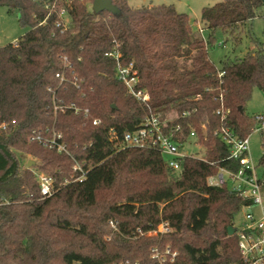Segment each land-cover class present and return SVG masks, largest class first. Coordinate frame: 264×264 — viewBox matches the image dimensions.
Masks as SVG:
<instances>
[{"label":"trees","instance_id":"trees-1","mask_svg":"<svg viewBox=\"0 0 264 264\" xmlns=\"http://www.w3.org/2000/svg\"><path fill=\"white\" fill-rule=\"evenodd\" d=\"M112 1L120 14L94 12L93 0H0L27 28L0 45V264H161L153 248L178 252L174 264H246L228 228L238 229L235 217L252 201L208 178L240 168L223 128L245 138L263 123L246 107L264 90V43L253 38L255 50L222 67L209 49L218 29L239 38L263 0L205 7L208 41L173 5ZM118 63L133 66L149 101L129 93ZM150 114L174 118L181 145L195 132L202 158H184L177 173L156 148L121 147ZM34 131L61 133L69 154L30 140ZM73 157L86 162L82 181L73 180ZM40 173L54 178L51 196L40 191ZM163 221L170 232L144 234Z\"/></svg>","mask_w":264,"mask_h":264},{"label":"built area","instance_id":"built-area-1","mask_svg":"<svg viewBox=\"0 0 264 264\" xmlns=\"http://www.w3.org/2000/svg\"><path fill=\"white\" fill-rule=\"evenodd\" d=\"M61 16V24L68 26L70 18L65 9L61 11ZM115 56L118 58L119 54ZM57 77L64 80L62 74H57ZM117 78L127 86L131 95L143 101L150 100L148 92L137 88L139 79L137 71L133 69L132 65L124 66L118 63ZM70 107L74 108L76 112L80 110L75 105H71ZM255 117L257 120L263 121L261 127L256 128L255 131H264V115H255ZM173 120L174 118L162 119L160 114L147 115L137 129L123 134L120 145L121 147L156 148L166 157L168 165L175 172L179 173L183 168L182 161L184 158L201 157V155L187 150V146L192 144V142L199 146L202 145L197 143L195 132H191L189 141H185L181 145L175 137L176 133L180 131V125L176 127L169 125V122ZM94 123L100 124L101 120L96 119ZM223 132V139L230 149V157L239 161L240 168L237 171L220 168L217 174L209 176L208 183L212 186L228 185L238 198L252 201V204L246 207L249 209L245 214L246 222L242 228L235 231L238 237V250L242 260L246 264H264V177L259 175L258 168L252 161L249 136L239 138L233 135V132L228 128H223ZM114 137L117 138L116 132L112 134V138ZM61 139V133H54L51 137H46L36 131L30 137V140H36L51 149H56L60 153L65 152L69 154L66 143L62 142ZM73 159V169L79 173L73 176V180L82 181L88 172V168H85L86 162L82 163L74 157ZM38 176L42 195L51 196L55 192L54 178L44 173H40ZM253 207L259 208L260 218H257L254 214ZM111 224L117 229L113 222ZM170 231V222L163 221L157 228L149 230L144 234L157 236ZM177 254L178 252L171 251L170 248L165 252H161L158 248H153L152 257L158 259L161 264L166 263L169 257V264H174Z\"/></svg>","mask_w":264,"mask_h":264},{"label":"rangeland","instance_id":"rangeland-1","mask_svg":"<svg viewBox=\"0 0 264 264\" xmlns=\"http://www.w3.org/2000/svg\"><path fill=\"white\" fill-rule=\"evenodd\" d=\"M128 4L134 8L147 7L151 5H173L179 12L187 13L196 31H201L202 36L208 41L210 34L205 29L201 19L202 11L205 7H212L223 0H127ZM92 7V4H90ZM27 31L20 22L18 12H9L6 7L0 6V45L11 43ZM237 37V36H236ZM233 37L218 29L215 33V45H211L209 56L219 67L223 66L225 60L241 58L249 52L255 50L253 38H258L264 43V7L261 15L256 17L250 26L245 28L239 38ZM246 112L250 116L264 115V90L255 89L252 98L249 100ZM193 141V140H192ZM249 148L253 163L258 166V173L263 176V170L259 166V160L263 155L262 134L256 130L249 136ZM198 155L204 154V147L197 144H190L186 148ZM248 208L244 207L235 217V226L240 229L246 222L245 214ZM257 218H260L258 207L252 208Z\"/></svg>","mask_w":264,"mask_h":264},{"label":"water","instance_id":"water-1","mask_svg":"<svg viewBox=\"0 0 264 264\" xmlns=\"http://www.w3.org/2000/svg\"><path fill=\"white\" fill-rule=\"evenodd\" d=\"M92 9L96 13L108 11L112 14H120L119 8L113 3L112 0H93ZM34 163V160H29L28 167H30ZM228 230L230 235H233L236 231L234 227H229Z\"/></svg>","mask_w":264,"mask_h":264},{"label":"crops","instance_id":"crops-1","mask_svg":"<svg viewBox=\"0 0 264 264\" xmlns=\"http://www.w3.org/2000/svg\"><path fill=\"white\" fill-rule=\"evenodd\" d=\"M16 40H17V39H16ZM16 40H15V41H16ZM15 41H12V42H15Z\"/></svg>","mask_w":264,"mask_h":264}]
</instances>
